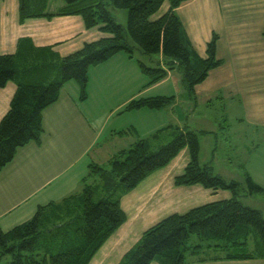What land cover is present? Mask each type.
Wrapping results in <instances>:
<instances>
[{
  "label": "crops",
  "instance_id": "obj_1",
  "mask_svg": "<svg viewBox=\"0 0 264 264\" xmlns=\"http://www.w3.org/2000/svg\"><path fill=\"white\" fill-rule=\"evenodd\" d=\"M62 6V0H49L46 12L55 13ZM168 9L165 1L151 19H158ZM176 14L200 58H207V46L216 37L215 56L220 65L208 72L192 95L175 69L168 71L161 82L142 89L146 78L135 58L123 52L89 69L85 100L79 99L76 82L65 83L58 102L42 114L41 145L30 143L19 149L14 160L0 172V227L4 231L30 219L38 206L58 203L70 196L82 185L90 163L106 164L136 140L158 132L162 142H166L175 129L198 135L199 163L211 167L213 174L243 185L232 172L243 171L244 166L253 182L264 188V153L256 155L260 158L253 168L244 159L237 165L229 161L227 174L202 158L203 145L209 140L214 143L215 131L231 124L263 133L251 143L264 144V0H188L176 8ZM106 36L98 27L86 28L77 15L20 23L19 1L0 0V56L14 54L19 40H23L36 48L48 47L64 58ZM158 60L165 67L161 54ZM15 90L13 82L0 88V121L9 110ZM155 95L174 97V102L161 110L124 111L130 101ZM189 161L188 149L184 148L168 165L121 196L125 222L88 264H119L142 234L164 218L232 197L228 190L176 186L174 179L183 174ZM191 264H264V259Z\"/></svg>",
  "mask_w": 264,
  "mask_h": 264
},
{
  "label": "trees",
  "instance_id": "obj_2",
  "mask_svg": "<svg viewBox=\"0 0 264 264\" xmlns=\"http://www.w3.org/2000/svg\"><path fill=\"white\" fill-rule=\"evenodd\" d=\"M19 21L80 16L86 28L98 27L106 37L85 44L75 53L59 58L50 48H36L19 40L16 52L0 56V88L13 82L16 90L9 110L0 121V172L30 143L41 145L44 110L58 102L62 87L74 81L79 99L87 97L88 71L119 53L133 57L139 49L146 55L162 56L165 67L151 68L136 60L146 78L142 89L153 86L178 70L185 89L192 95L211 69L220 65L215 56L216 37L207 46V58H200L189 42L176 8L188 0H110L127 11L126 31L106 9L104 0H62L55 13L46 12L49 0H18ZM169 9L156 20L162 4ZM264 35V29H263ZM174 97L154 96L130 101L124 111L161 110ZM184 148L190 161L176 186L201 185L210 190H228V200L205 204L178 215H170L148 228L119 264H191L207 260L246 261L264 259V217L258 209L240 200L236 181L226 182L208 165H200L198 135L175 129L162 142L159 132L138 139L126 150L113 155L106 164L90 163L82 178V192L61 203L38 206L27 221L4 231L0 227V263L7 264H88L102 244L125 222L120 208L122 195L133 190L153 172L165 167ZM250 196L264 195V188L244 171ZM71 200L76 202L71 203ZM253 236V246L249 239ZM255 236V237H254ZM222 254L202 256L203 250Z\"/></svg>",
  "mask_w": 264,
  "mask_h": 264
},
{
  "label": "rangeland",
  "instance_id": "obj_3",
  "mask_svg": "<svg viewBox=\"0 0 264 264\" xmlns=\"http://www.w3.org/2000/svg\"><path fill=\"white\" fill-rule=\"evenodd\" d=\"M55 1H60V0H55ZM104 4L106 6V9L109 11V13L113 16V18H115L116 22L120 24L122 28L126 31L127 11L114 8L111 5L110 0H104ZM133 57L135 58V60H141L151 68H155L159 66L158 56L155 54L146 55L141 53L139 49L135 48L133 50ZM175 72L180 77H182L181 73L178 70H176ZM161 90L162 89H160L159 91ZM215 132H216V137L213 136L214 143L210 142L209 140V143L207 145H203V151H202L203 152L202 158H206L207 161L210 162V164L212 163V165L215 166V169L222 170L221 172H223V174H227V171L230 170L227 167L228 163L232 162V164L237 165V163L240 164V162H243V159L246 164H249L248 166H250V168L257 166L258 163L257 159H259L260 157L256 155L264 153V144H260L258 143L259 141H257L255 143V145L256 144L257 145L255 146L251 143V139L261 138L263 136V133L261 132L259 133L256 131L254 132L253 130H249V131L246 129L243 130L242 128L232 124L230 125V127H226L224 130L221 129L220 131H215ZM214 147H216L215 148L216 152H214V155H212V150ZM245 155L248 156L250 160L247 159ZM244 169L245 168L243 166V171H246ZM243 171H237V173L232 172V175L234 176L235 180L240 179L243 181V185L239 187L240 198L243 200V203L247 204L250 208L260 210L264 217V195L252 194V196H250L247 185L244 182ZM81 192H82V185L79 188H77L76 191H74L70 196L61 199L60 201H58V203H61L66 198L75 197L81 194ZM74 202L76 201L71 200V203ZM253 239H254L253 236H251L249 239L250 249L253 246ZM216 253L222 254V252H216ZM216 253L213 252V250L205 249L203 250V253L201 255L202 256L213 255ZM9 260H10L9 256H4L2 257L0 264H7Z\"/></svg>",
  "mask_w": 264,
  "mask_h": 264
}]
</instances>
